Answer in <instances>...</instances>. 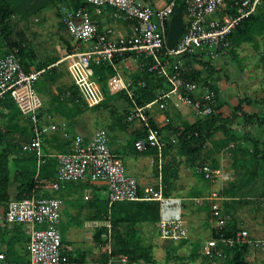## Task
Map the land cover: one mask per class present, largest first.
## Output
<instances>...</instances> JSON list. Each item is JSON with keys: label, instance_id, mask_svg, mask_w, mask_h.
I'll return each instance as SVG.
<instances>
[{"label": "trees", "instance_id": "obj_1", "mask_svg": "<svg viewBox=\"0 0 264 264\" xmlns=\"http://www.w3.org/2000/svg\"><path fill=\"white\" fill-rule=\"evenodd\" d=\"M169 2H174V8H180L182 10V17L185 16L183 0H169ZM236 2L237 0H227V13L229 15H237ZM61 7L70 10L84 8L90 13L94 11V6L82 0H0V59L15 52L25 72H29L32 67L35 71H43L40 76V79H42L41 86H37V82L35 83L36 92L42 94L46 99L44 107L42 104L40 108L39 119L45 111L58 114L67 121L65 126L68 127L71 124H75L79 117L87 112L95 113L96 115L100 111L109 112V123H101L106 128V131L116 132L131 128L132 133L128 141L130 148L138 155L146 153L155 155L156 151L150 148H147L143 153L136 151L134 143L138 139L145 137L147 132L144 127L137 125L136 122H128L126 120L134 107H143L154 101L159 92L166 93L171 89L168 82L159 76L157 72L148 71L151 60L143 57L136 58L138 69L129 75V90L132 92L131 99L123 91L113 92L107 86V83L109 79L117 74L115 67L125 57L135 56L134 54L129 53V55H125L124 57L117 56L114 58L112 64L108 62L95 63L92 61L90 67L93 71V78L100 86L104 99L95 107L89 108L81 98L79 90L73 82L69 85L62 82L64 78V72L61 71L64 68L63 63L55 65L60 61L59 58L40 61L37 59L34 49L22 37V34L20 35V39H12L11 18L27 21L44 10L53 8L57 9V17L60 19L58 9ZM59 24L61 29L64 30L61 22ZM228 44L229 46L223 55H227L231 60L236 61L238 49L248 44L259 54L258 62L264 67V1L254 14L240 21L229 35ZM73 49L74 46L67 43L66 54L72 53ZM164 58L169 64V71H172L171 64L176 59ZM180 60L183 61V64L189 61V63L191 62L190 64L196 63L201 67L200 69H184L182 78L187 82L195 83L202 90L207 89V91H212L215 95V105L210 115L197 118L192 123H176L175 120H172L160 128V132L164 133L166 130L175 137V147L166 144L163 157L168 158L173 148L177 156V158L170 156L169 160L162 167V182L165 186L164 196L170 197L171 182L178 179V169L182 163H185L190 168H195L211 159L209 166L212 169H218L219 162L217 156L221 153H227L232 159L231 169L234 172L235 178L229 181L228 187L222 189L220 192V195L226 199L224 207L231 209V205L234 203L247 204L248 202L245 201V198L254 195L255 190L252 188V184L257 180H261L263 183L261 197H264V150L260 149L259 140L247 129L248 126L253 124L261 126L263 120L259 115L249 114L244 110V106L252 104L251 100L247 97L239 98L237 105L232 108L231 114L228 117H223L220 110L226 105V102L220 99L219 91L213 83V77L217 72L212 65L213 61H201L194 56H184ZM52 86L56 87V94L51 93L50 88ZM118 102L124 104L121 112L114 105ZM256 103L264 109V96L257 100ZM5 110L7 111L6 114H4ZM146 114L149 116V113ZM0 118L3 120L0 139L7 141L10 139V135L19 133L13 143H8L3 149L0 148V207L6 211L11 201L29 198L34 196L35 193L37 194V198H54L47 191H43L41 187L46 181L53 183L56 181V157L45 155L44 164L40 167L38 174H36L35 155L32 152L23 150V145L30 142L32 137L30 123L21 115L16 104L8 95H5L0 100ZM236 119H240L243 133L233 129ZM98 123L100 121L96 117L95 124ZM135 124L137 125L136 128ZM150 125L156 128L151 117ZM217 134L221 136L216 137ZM43 139L46 142H51V140L57 139V137H49L44 134ZM60 143L63 148H67L62 152H68L69 141L64 140L60 141ZM14 152L17 154V157L13 160L11 156ZM182 159L183 162L181 161ZM10 162L16 168L13 172L10 169ZM157 174L158 171L155 168V176ZM237 175L238 177H236ZM200 179L203 182L206 181L203 176ZM13 186L16 193L14 196H11L10 189ZM86 186L92 187L88 183ZM83 205L94 213L93 215H89L87 220L90 222L105 221L109 223V227H101L95 230L93 235L95 245L102 247L111 240L112 254H125L132 261H144L147 264H155L152 247L142 244L136 226L140 223H158L160 218L159 203L120 202L109 208L106 198H93ZM72 222L76 226L83 225V221L77 219ZM238 230V223L232 218L224 230L219 233L214 232L212 237L229 238ZM186 242L187 240H182L180 245L183 246ZM218 250H221V257L218 258L212 255L211 259L197 253V251H193L189 257L176 256V250L169 247V249L167 248V258L168 260H179L180 262H183L185 259L194 261L198 258H203L206 263L212 261L215 264H247L246 257L249 254V248L245 245H235L227 248L220 244L218 245ZM67 255L69 264H82L86 260L87 252H80L76 256H72V254ZM106 259V253H102L96 262H103Z\"/></svg>", "mask_w": 264, "mask_h": 264}, {"label": "built area", "instance_id": "obj_2", "mask_svg": "<svg viewBox=\"0 0 264 264\" xmlns=\"http://www.w3.org/2000/svg\"><path fill=\"white\" fill-rule=\"evenodd\" d=\"M97 10L110 8L115 16L123 21L132 22L131 34L125 37L112 38L111 29H100L84 8L68 10L61 7L60 21L74 44L73 52L66 54L58 63H66L73 83L79 90L81 98L89 108L95 107L103 100L101 89L96 85L90 63L94 61L112 64L117 56L135 55L151 60L148 71L157 72L171 89L159 92L154 101L143 107H135L128 121L138 119L148 133L135 143L139 153L147 147L156 148L159 156L163 143L158 129L150 127V117L146 113L155 110L163 112L174 100L175 105L189 108L196 116L206 117L213 112L215 96L207 89H200L193 82L182 78L184 56H194L203 61L206 56L215 60L228 48V37L235 27L248 16L254 14L264 0H237V15L227 13V0H183L185 8V29L172 49L166 46L167 25L174 8V2L162 9L151 7L147 0H83ZM85 47V48H82ZM164 57L176 59L169 64ZM115 67V66H114ZM43 71L25 72L15 52L0 59V100L8 95L12 98L21 115L31 126L30 142L23 145V150L32 152L36 158V174L44 164L45 154L42 150L43 135L53 131L54 127L44 129L38 117L42 101L35 90V83ZM129 82L119 74L109 79L107 86L115 92L124 91L131 99ZM163 123L168 120L164 117ZM57 159L56 181L50 188L54 191L70 182H101L105 185V198L108 207L120 202H159L162 208V219L159 223L160 238L166 241L187 239L184 221L176 210V201L164 197L159 183L158 188L147 187L139 191L137 181L128 176L118 156L109 147L107 134L100 130L89 141L75 138L68 152L60 154ZM206 179L216 177L218 171L204 169ZM212 195L204 200H216ZM197 202H199L197 200ZM62 202L57 198H37L31 196L22 200L11 201L2 224L5 226L25 225L28 230V262L26 264H68V257L63 253L62 237L59 231ZM173 211V212H172ZM164 212V213H163ZM165 212H172L164 217ZM212 223L221 229L229 220L222 214L217 205H212ZM99 227L97 222L90 223ZM102 225H100L101 227ZM109 227V226H107ZM228 247L245 244L257 249H264V240H251L245 230L236 233L233 239H211L204 244L206 256L221 257L218 244ZM0 259L4 256L0 254ZM91 264H142L127 255L112 254L107 248V259Z\"/></svg>", "mask_w": 264, "mask_h": 264}, {"label": "rangeland", "instance_id": "obj_3", "mask_svg": "<svg viewBox=\"0 0 264 264\" xmlns=\"http://www.w3.org/2000/svg\"><path fill=\"white\" fill-rule=\"evenodd\" d=\"M59 10V9H58ZM57 9L48 8L38 14L37 16L31 17L29 20H20L18 18H11V26L13 29L12 39H20V35L32 46L35 51L36 57L40 61H46L50 58H63L66 55L67 43L72 45V40L69 35L61 29L59 24V18L57 17ZM85 48V47H84ZM237 60L233 61L227 55H222L218 57L214 62V67L220 69L219 76L222 81H225L227 84H232L235 89V94H233L235 100H238L241 97H247L251 100L250 106H244L245 110L249 114H257L263 120V124L258 126L253 124L248 126V131L256 137L260 142V149L264 150V109L261 105L257 104L256 101L261 99L264 96V67L259 64V54L253 50L251 45L245 44L241 46L237 51ZM204 61H211L206 56ZM222 63V64H221ZM129 72H133L138 68L137 63L133 62L132 65H128ZM63 67L67 69L66 63H63ZM124 65L119 67V74L127 80L129 74L124 72ZM63 68V70H64ZM68 73V75H67ZM63 78V81L66 85H69L73 82L71 75L68 70ZM42 79H38L37 86H41ZM44 88V87H42ZM232 88V90H233ZM53 88H51V91ZM42 97V95H41ZM174 101V100H172ZM225 101V99H224ZM227 104V103H226ZM118 111H122L124 104L118 102L114 104ZM169 110H174L180 117L187 120L191 117L190 112L184 113L180 108L171 107L169 104L165 113L170 119V122L176 119H172V116L169 114ZM155 113H158L156 111ZM154 113V114H155ZM163 113V112H161ZM184 113V114H183ZM85 113L81 116L82 122L80 123L84 128L89 129L92 132L95 129H101L104 126L101 123H109L110 113L100 111L99 113ZM231 111L228 109L225 110L224 115L229 116ZM98 118L100 123L95 124V118ZM233 129L243 133V126L240 123V119H236L233 124ZM54 131V130H53ZM52 131H48V133ZM123 136V134H121ZM165 141L168 144H172L175 147V142H173L172 134L168 131H164ZM220 134H217L216 137H220ZM127 135L124 136V138ZM172 140V141H171ZM126 142H123L122 145L112 147L116 150L122 159V162L125 166L128 164L127 156L125 155L124 145ZM177 156L175 155L174 148L170 151L169 157ZM219 162V168L224 177L228 176L229 180L232 181L235 178L234 172L231 169L232 159L231 156L227 153H222L217 156ZM138 159L143 163V169L150 173V179L152 174V157L151 156H140ZM179 159V158H178ZM183 162V160H181ZM211 159H208V162L205 165H209ZM204 164H201L202 166ZM133 170V167H131ZM11 169V166H10ZM12 170V169H11ZM130 170V169H129ZM180 175L179 180L175 183L173 190H170V197H180L182 198V219L185 221L188 237L187 242L181 246V241H166L160 238L158 231V223L149 222L148 224H143L144 226L140 228L142 230L143 240L145 243L152 247L153 257L155 259V264H215L212 261L207 263L203 258H198L194 261L190 259H185L183 262L179 260H168L167 258V248L169 247L176 250V256L189 257L193 251H200L203 244L209 240V231H207L205 224L206 214L200 212L199 207H196L194 202L191 199V193L193 188L200 189L204 194L211 191H221V189L228 187V182H223L221 184L216 183H206L200 180L199 168H190L185 163H182L179 167ZM134 171V170H133ZM13 172V170H12ZM147 172V173H148ZM130 174V171H127ZM126 173V174H127ZM137 176V174L135 173ZM238 177V175L236 176ZM152 180V179H151ZM151 185V183H149ZM252 188L255 190L254 195L251 197L245 198L247 204H232L229 211L238 225L241 223V226L245 228L252 236L256 238L264 237V197H261L263 192V183L261 180H257L252 184ZM202 193V192H201ZM189 194V195H188ZM56 196H61L60 193L56 192ZM91 195L88 194L84 199L81 200L82 206L77 207L78 220L83 221L82 226L73 225L70 220V205L68 202L62 203V213L59 225V231L61 233L63 243H66L67 250L72 251V254L77 255L80 252L86 251L87 258L85 264H90L91 261L96 260L103 251L105 246H97L93 241V235L95 230L100 228L101 223L107 224V222H97L99 227H92L90 221L87 220L89 215H93V211L84 207L83 204L91 199ZM94 198L102 199L99 193L94 194ZM204 197V196H203ZM184 198V199H183ZM201 231V232H199ZM104 239V237H103ZM258 253V252H257ZM263 255L262 252H259ZM204 255V254H203ZM254 259L249 255L247 264H255V259L259 258L260 255H256V252L253 251ZM208 258H211L207 256ZM212 259V258H211ZM262 259V257H261ZM257 264V263H256Z\"/></svg>", "mask_w": 264, "mask_h": 264}, {"label": "crops", "instance_id": "obj_4", "mask_svg": "<svg viewBox=\"0 0 264 264\" xmlns=\"http://www.w3.org/2000/svg\"><path fill=\"white\" fill-rule=\"evenodd\" d=\"M147 1L151 5V7L155 8V9H162V8L166 7L167 5L172 3V2H169V0H147ZM60 9H59V14H60ZM68 10H70V9H68ZM88 13L90 14V17H91L92 21L94 23H96L100 29L103 30V29L108 28V29H111L113 31L112 38L125 37V36H128V35L131 34V29H132L133 23L132 22H128L127 23V21H123L122 19L117 18L115 16V12L112 11L110 8L106 7V8H101V9L97 10L94 7V11L91 12V13L90 12H88ZM60 18H61V15H60ZM182 18H183V21L185 23V16L182 17ZM58 22H61L60 19H59ZM64 31H66L65 28H64ZM72 43H73V41H72ZM72 45H74V44H72ZM82 48H84V47H82ZM124 56H121V57H124ZM133 58H135V56L125 57L121 61V63L118 64V66L115 67V69L117 71V74H119L118 73L119 72V67L124 65L125 66L124 69L125 68L129 69L128 65H132L133 62L137 63L136 60H134ZM61 59L62 58H60V60ZM215 60H211V61L214 62ZM190 63H189V61L185 62V64H183V67L185 66L183 69H189V68L190 69H200L201 68L196 63L195 64L194 63L190 64ZM212 65L214 67V63H212ZM126 69L124 70V72L130 75L131 73L135 72L138 68L135 71H133V72H129ZM30 70H34L33 67ZM215 70H217V72H216V75L213 77V83L216 85V87H217V89L219 91L220 99L222 101H224V99H225L224 102L227 103L220 110V113L222 114L223 117H227V116L224 115L225 110L228 109L229 111H232V108L237 105L238 100L234 101L235 98H234L233 94H235V89L233 88V85L232 84L231 85L227 84L225 81H222L220 79V76H219L220 69L215 68ZM61 71L64 72V78H65V75L67 73V69L66 68H64V70L61 69ZM67 75H68V73H67ZM129 75L127 76V78H128L127 80H125L123 78L126 82H129ZM62 82H64V81H62ZM95 83H96L97 86H99L96 81H95ZM51 88H53L51 93L52 94H56V87L52 86ZM51 88H50V90H51ZM99 88H100V86H99ZM232 88H233V90H232ZM112 91L115 92L113 89H112ZM101 93L103 95L102 90H101ZM38 95L40 96V99H41L43 107H44V101L46 99L43 96L41 97L42 94L38 93ZM103 97H104V95H103ZM175 103H176L175 101H172L169 104L171 105V107L175 106V108L177 107V108H180L182 110L184 109L185 110L184 113L190 112L191 117H189L187 120H185L182 117H180L177 113H175L174 110H169V114L172 116V119H176V121H178V122L192 123L197 118H203V117L196 116L189 108H187L185 106H182V105L176 106ZM134 108L131 110V113L127 116V119L133 113ZM244 110H245V107H244ZM156 111L157 110H155L154 112H151L149 114V117H151L153 119V121H154V123L156 125V128H153L151 125H150V127L152 129H158L159 132H160V128L165 126L163 121H162L163 118L165 117L168 120V122L170 121L171 118H169L167 116L165 111H163V113H161L160 111H158V113H155ZM41 112H42V110H41ZM6 113H7V111L5 110L4 114H6ZM40 121H41V125H42V127L44 129H47V128H50V127H54V131H52V133L49 132L47 134V136H49V137L50 136L57 137V139L51 140V142H46L44 139L42 140V150H43L44 154L47 155L48 157H54L55 158L58 155L65 153V152H62V151L66 150L67 148H63L61 146L60 141L61 142L64 141V140L65 141H69V145L68 146L70 148L71 143L75 140V138H82L83 141H89L98 131L103 130L107 134L110 150L112 151L113 154H115L116 156L119 157L121 162H122V159L120 157V154L116 150H114L115 148L113 149L112 147L120 146V144L122 145L123 142H126V144L124 145V148L126 150L125 151V155L127 156L128 164H127V166H125L123 164L124 162H122V164L124 166V169H125L126 173H127V171H130V174L127 173V175L133 177L137 181L139 190L143 191L147 187L158 188L159 183H160L161 188H162V193H164L165 186H164V184L162 182V174H161V172H162L163 165L165 164V162L167 160H169L168 158H164L163 157L164 148L166 147V144H168V142L165 141L166 139H165L164 133L160 132L161 133V142L163 143V147L161 149L160 156L158 154L159 151L156 148H150V147H147V148L155 150L156 151L155 155H151V154H148V153H146L144 155H138L129 146V142L128 141L130 139V134L132 133V129L131 128L127 129V130H118L116 132H110L108 130L106 131L105 130L106 128L102 126L103 128L95 129L92 132V130L90 131L89 129L84 128L80 124V123H83L81 117H79L78 121L75 124H73V125L71 124L68 127H66L65 125L67 124V121L64 118H62L58 114L48 113L46 111L41 114ZM2 122H3V120L0 118V131L2 130ZM128 122H136L137 125H141V123L138 121V119H135V120H132V121H128ZM137 125L136 124L134 125L135 128L137 127ZM142 127H144V126H142ZM145 130L148 133L147 128H145ZM18 134H19L18 132L17 133H13V135H10V139H8L7 141H4V140L0 139V148L3 149V148H5V145H7L8 143H13L16 140L15 138H17ZM121 134H123V136H121ZM125 135H127V137L124 138ZM173 137L174 136H172V138ZM173 142H175V139H173ZM135 143H134V147H135ZM168 145H172V144H168ZM147 148H146V150H147ZM140 156H151L152 157V161H151V164H152L151 179L152 180L150 179V173L143 169L144 165L138 159V157H140ZM16 157H17V154L15 152L12 153L11 159L14 160V159H16ZM155 158H156V160H155ZM10 164H11V169L14 171L16 169L15 166H13L11 162H10ZM130 165H131V167H133L134 171L131 170ZM155 168L158 171L157 176H155ZM195 168H197V167H195ZM198 168H199L200 177L203 176L204 179L206 180L204 182H206V183L210 182V183H216V184L218 183V184L222 185L223 182L226 183V182L230 181L228 176L224 177L222 175L220 168L212 169L209 165H205V164L202 165V166H198ZM205 168L209 169L210 171H218L219 174L216 177H214L213 179H206L205 176H204V172H203V170ZM135 173L137 174V176L135 175ZM179 173H180V170L178 171V179L176 181H172L171 182L172 183L171 190H173V187H174L175 183L179 180V175H180ZM42 182H45V181H42ZM89 182H91V181H85V182H79V183H65V184H63L60 187L59 190L54 191V190H52L50 188V186H51V184L53 182L46 181L45 184H43V186L41 188L43 189V191H47V193H49L54 198L59 199L62 203L63 202H68L69 203V205H70V208H69L70 209V220L72 222V221H74L76 219L78 220V214H80V213L78 212L77 207L82 206L81 200L84 199L88 194H90L92 196L91 199L94 198L93 196H94L95 192L99 193L102 197L105 196L106 187H105V185L103 183H101V182H91L92 183L91 184ZM87 183L89 185H92V187L91 186H86ZM149 183H151V185H149ZM213 187L211 188L210 192H207L205 194H204L203 191H200V189L193 188L190 200H192L194 202L196 207H199L200 212H204L206 214V219H205L204 226L206 227L207 231H209V235H210L209 240H211V239H217V240H219V239H233L237 232L242 231V230L247 231L245 228H243V226H241V223H239V225H238L239 226V230L232 237H229V238H225V237L214 238V237H212V234L214 232L215 233H219L220 231L224 230L226 228V226L231 222V219H232V215H231L230 211L228 210L229 208H225L224 207V202L226 201V199L220 195L221 191H219V192L218 191H212ZM56 192L60 193L61 196L60 197L56 196ZM15 193H16L15 192V187L13 186L10 189V195L14 196ZM212 195H215L217 199L213 200L211 202H208V201L204 200L205 198L211 197ZM34 196L36 197L37 194L35 193ZM165 198H167V197H165ZM91 199H89V200H91ZM167 199L176 201L177 205H176V210L175 211L179 214V216L182 219V216H181L182 215V198H180V197H168ZM89 200H87V201H89ZM197 200L199 202H197ZM157 203H159V202H157ZM213 204L218 206V208L220 209V212L222 214H226V215L229 216V220L226 222V224L221 229L215 228L214 224L212 223L211 210H212V205ZM62 210H63V208H62ZM62 210H61V213H62ZM4 212H5V210L2 207H0V254H2L4 256V259H0V264H26L28 262L27 243H28V230H29V228L27 226H25V225H14V226H11V227L3 225L1 221H2V217L4 216ZM172 212H169V213L165 212L164 217L170 216ZM159 216H160V218H159V223H160V221L162 219V208H161L160 203H159ZM159 223H158V225H159ZM143 224L145 225V224H148V223H140V224H138L136 226V229L138 231L139 238H140L142 244L144 246H150L147 243H145V241L142 238L143 237V235H142L143 232H142V230L140 231V228L144 226ZM73 225H75V224L73 223ZM101 225H102L101 227H107V226H109V223L108 222H107V224L101 223ZM184 225H185V221H184ZM185 227H186V225H185ZM158 231H159V227H158ZM199 232H201V231H199ZM248 235H249V238L251 240H254V241L264 240V237L256 238V237L252 236L249 232H248ZM159 236H160V233H159ZM187 237H188V233H187ZM209 240H207V241H209ZM62 242H63V239H62ZM204 244L201 247V250L197 251V253H200L201 255L204 254V251H205ZM220 244L222 246H224V247L230 248L227 245H224L222 243H219L218 245H220ZM235 245L243 246L245 244H235ZM235 245H233V246H235ZM62 246H63V249H62L63 253L67 257H68L67 254H72L73 253L72 251L67 250L66 243H62ZM108 246L111 249V240H109L107 242V244L105 245V247H103L102 253H106V255H107ZM245 246H247L249 248V254L246 257L247 263H248L249 255H251L252 258L254 259V255H252V252L255 251L256 255H260L259 258L255 259V262L257 264H264V257H263V255L261 253H259V252H262L264 254V249L263 248L257 249V248L251 247L249 245H245ZM123 255H125V254H123ZM72 256H76V255L72 254ZM203 256H206V255L204 254ZM261 257H262V259H261ZM218 258H220V257H218ZM96 260L91 261V263L96 262ZM135 262L142 263V264H147L144 261H135ZM70 264H76V263H70ZM82 264H85V261Z\"/></svg>", "mask_w": 264, "mask_h": 264}, {"label": "water", "instance_id": "obj_5", "mask_svg": "<svg viewBox=\"0 0 264 264\" xmlns=\"http://www.w3.org/2000/svg\"><path fill=\"white\" fill-rule=\"evenodd\" d=\"M185 29V23L182 18V10L175 8L168 24V30L166 35V46L168 49H172L179 38L182 36Z\"/></svg>", "mask_w": 264, "mask_h": 264}]
</instances>
